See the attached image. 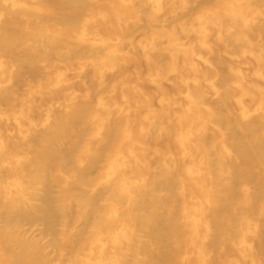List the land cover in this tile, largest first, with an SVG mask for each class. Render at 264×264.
Masks as SVG:
<instances>
[{
  "label": "bare ground",
  "instance_id": "obj_1",
  "mask_svg": "<svg viewBox=\"0 0 264 264\" xmlns=\"http://www.w3.org/2000/svg\"><path fill=\"white\" fill-rule=\"evenodd\" d=\"M0 264H264V0H0Z\"/></svg>",
  "mask_w": 264,
  "mask_h": 264
}]
</instances>
